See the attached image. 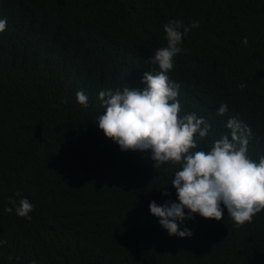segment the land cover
<instances>
[{
    "label": "trees",
    "instance_id": "1",
    "mask_svg": "<svg viewBox=\"0 0 264 264\" xmlns=\"http://www.w3.org/2000/svg\"><path fill=\"white\" fill-rule=\"evenodd\" d=\"M0 18V264H264V210L240 227L226 210L194 215L190 238L169 236L148 205L176 200L179 165L154 168L95 125L102 89L140 88L157 70L162 25L195 20L168 75L181 114L210 124L197 150L236 116L248 154L264 155V0H0ZM21 197L31 219L4 211Z\"/></svg>",
    "mask_w": 264,
    "mask_h": 264
},
{
    "label": "clouds",
    "instance_id": "2",
    "mask_svg": "<svg viewBox=\"0 0 264 264\" xmlns=\"http://www.w3.org/2000/svg\"><path fill=\"white\" fill-rule=\"evenodd\" d=\"M198 26V21L184 24L178 18L163 24L166 46L155 49L147 60L157 70L143 72L140 88L126 84L115 90L102 89L98 98L103 112L95 123L120 151L148 153L154 168L179 165L170 183L176 200L162 204L150 201L148 205L160 227L178 238L191 237V230L183 225L194 215L220 221L226 210L227 217L240 227L251 223L264 210V155L253 159L248 154L249 127L230 116L225 123L227 133L206 146L207 151L197 150L198 141L207 137L210 124L195 113L181 114L177 99L180 84L168 74L174 57L183 51L182 39ZM5 28L6 20L0 18V33ZM242 42L247 44V37ZM75 97L80 105L88 107V96L82 90L76 91ZM227 111V105L221 103L217 115ZM161 194L167 193L161 189ZM33 208L26 197H21L14 209L6 207L4 211L14 210L18 217L31 219Z\"/></svg>",
    "mask_w": 264,
    "mask_h": 264
}]
</instances>
